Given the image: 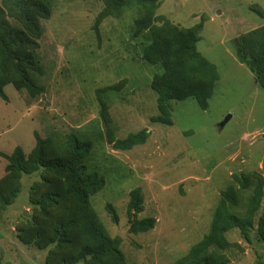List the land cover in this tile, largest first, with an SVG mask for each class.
Here are the masks:
<instances>
[{
    "label": "rangeland",
    "instance_id": "obj_1",
    "mask_svg": "<svg viewBox=\"0 0 264 264\" xmlns=\"http://www.w3.org/2000/svg\"><path fill=\"white\" fill-rule=\"evenodd\" d=\"M40 1L49 11L47 18L37 17L40 35L32 50L41 72L29 75L42 92L32 95L6 83V100L0 98V264L85 262L68 259L77 250L68 245V229L52 232L54 221L70 212L68 195H60L64 199L56 206L36 203L48 190L56 192L54 174L42 166L18 176L5 171V155L18 147L26 156L33 132L48 138L56 155L67 150L70 135L89 142L82 164L103 183L87 201L118 251L117 258L106 255L98 264H185L186 257V264H193L204 253L211 260L207 264H264L256 230L264 204V91L229 42L264 24V0H158L152 24L172 28L169 33L191 32L195 49L218 74L204 107L186 96L169 98L163 108L151 87L162 69L141 56L150 32L132 34L141 6L103 15L96 35L102 0ZM1 21L21 27L5 15ZM162 79L167 88L180 89L195 77L163 73ZM139 130L146 132L143 143L112 147L111 141ZM135 188L139 210L128 207ZM256 188L258 205L249 215L248 198ZM61 189L66 194L67 188ZM229 189L237 203L226 209L244 223L221 233L222 247L204 248L200 240ZM142 219H151L152 226L133 230L131 224ZM75 234L80 246L78 230L69 233Z\"/></svg>",
    "mask_w": 264,
    "mask_h": 264
},
{
    "label": "trees",
    "instance_id": "obj_2",
    "mask_svg": "<svg viewBox=\"0 0 264 264\" xmlns=\"http://www.w3.org/2000/svg\"><path fill=\"white\" fill-rule=\"evenodd\" d=\"M102 1L105 8L98 13L93 25L96 35L97 24L103 15H119L133 5L144 9L142 15L133 20L132 34L137 36L143 30L150 32V41L143 46L141 56L148 63L158 64L162 69L161 73L156 74L151 81V87L157 92V100L161 107L166 106L165 103L169 98L182 99L186 96H193L199 106L204 107L218 74L214 64L206 61L195 49V36L189 31L185 33L176 29L169 33L172 28L152 24L155 19L153 10L158 0ZM2 5L4 10L0 8V15L15 19L21 27H12L6 21H1L0 24V98L6 100L2 89L6 83H11L16 89L24 88L32 95L38 94L42 92V86L36 85L31 80L29 71L41 72L32 56V50L37 47V38L40 35L37 17L47 18L49 11L40 0H2ZM229 42L236 60L248 68L257 85L264 91V24L231 37ZM163 73L184 80L189 76H194L195 79L190 80V83L186 82L188 84L180 89L167 88V83L162 79ZM100 103L102 114H105L104 106L101 101ZM33 136L34 145L26 156L18 147H15L9 155H5L7 160L4 166L5 171L18 176L20 171L42 166L54 174L53 185L56 192L48 190L37 199L36 203L40 208L48 203L56 206L64 199L60 195H68L64 200L68 201V207H71V209L68 208L70 212L54 221L52 232L61 235L68 229V245L77 247L73 258H68L71 262L85 260L84 264H98L101 258L107 257L106 255L116 254L114 257L117 258V249L103 233L87 201L88 194L96 191L103 183L101 175L95 171H86L82 164L89 150V142L78 140L70 135L67 140V150L62 155H56L48 146V138H41L35 132ZM145 136L146 132L139 130L127 134L125 138L111 141V145L114 149H128L131 145L143 143ZM61 188H67L64 192L66 194H61ZM129 194L128 207L139 210L138 189L131 190ZM259 194L260 189L256 188L254 194L248 198L246 210L249 215L258 205ZM2 195L4 192L0 190L1 201ZM235 199L231 189L224 193L217 213L214 214L210 231L200 240V246L222 247L225 241L221 233L233 225L242 227L244 217L239 219L236 214L226 209L236 205ZM106 207L111 210L108 204ZM249 215H247L248 219H250ZM151 226V219L137 220L131 224V228L137 231L146 230ZM75 229L81 235L80 246L77 245L76 234L69 235ZM256 230L259 239L264 243V204L257 217ZM63 243H67V239L63 240ZM217 259L220 258L217 257ZM183 261L186 264L188 258H184ZM209 261H211L209 256L204 253L199 260H194L193 264H207ZM218 262V260L212 261V264H218Z\"/></svg>",
    "mask_w": 264,
    "mask_h": 264
}]
</instances>
